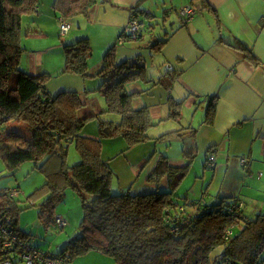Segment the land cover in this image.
Wrapping results in <instances>:
<instances>
[{
	"label": "trees",
	"instance_id": "obj_1",
	"mask_svg": "<svg viewBox=\"0 0 264 264\" xmlns=\"http://www.w3.org/2000/svg\"><path fill=\"white\" fill-rule=\"evenodd\" d=\"M94 2L54 0L53 5L58 15L66 18L77 13L87 15ZM37 3L0 0V157L10 169L25 160L40 161L36 166L47 177L41 187L48 195L39 205L38 218L46 226L54 223L53 207L63 195V186L71 185L81 196L83 214L78 233L67 239L57 253H45L63 258L66 263L97 250L110 255L114 264H264V212L247 216L239 197L220 194L209 201L186 197L183 204L174 201L175 189L192 163V152L185 154L188 159L182 166L159 155L147 179L158 184L166 176L165 188L111 190L113 170L100 155L102 140L120 136L130 146L149 137L152 121L148 109H133L131 99L136 93L125 88L126 83L141 77L144 64L139 57L117 63L115 43L107 48L97 72L101 78L97 89L105 102L102 113L117 118L98 116L97 136L84 135L82 128L89 117L77 116V109L84 104L79 93L62 90L51 94L46 89V72L30 74L19 67L25 50L20 43L22 15L34 12ZM134 15L143 22L136 36L125 34L122 27L117 40L138 39L145 20L154 17L149 10L131 8L129 18ZM166 39L154 38L150 46L158 49ZM227 43L242 50L245 57L255 59L251 49L238 39ZM63 51L62 72L86 75L91 54L89 39L81 37L65 43ZM216 101V94L208 98L203 122H212ZM180 110V102L169 103L171 118L178 119ZM12 120L14 127L5 130ZM20 121L28 129L25 134L17 125ZM174 133L167 131L158 138ZM69 142H74L80 155L72 165L66 164ZM214 147L209 152H214ZM18 211L17 201L0 190V215H9L13 229L30 242L29 232L18 225Z\"/></svg>",
	"mask_w": 264,
	"mask_h": 264
},
{
	"label": "crops",
	"instance_id": "obj_2",
	"mask_svg": "<svg viewBox=\"0 0 264 264\" xmlns=\"http://www.w3.org/2000/svg\"><path fill=\"white\" fill-rule=\"evenodd\" d=\"M53 2L54 0H38L34 12L22 15L21 24L25 36L36 37L40 47H34L36 44L28 43L21 35L20 41L24 42L22 46L25 50L19 67L30 74L46 72L49 75L46 89L51 94L62 90H76L84 102L77 109V116L96 119L98 126V118L106 114L102 113L105 102L102 97L87 93L95 87L92 83L97 82L96 79H89L101 68L106 47L118 44L115 48L117 63L139 57L144 64L141 77L126 83L125 88L128 92L136 93L131 99L133 109L147 107L152 121L148 131L150 128L158 130V133L154 129L148 133L149 137L145 141L128 146L153 145V148H137L142 153L138 162L145 159L140 166L154 154L155 139L162 133L173 130L174 134L161 139L180 138L181 149L175 157H171V153L160 154L166 155L171 164L182 166L187 162V152H192L195 156L200 151L201 163L206 168V153L210 147L215 146V163L211 169H223L225 175L213 196L220 194L239 197L235 184L225 179L227 173L234 178H242L257 158L264 157V0H95L87 15H72L77 27L85 23L86 26L88 23L94 25L103 20L118 31L112 41V37H103L104 51L101 60H93L92 54L89 55L86 75L62 72L64 51L60 56L58 53L56 59H51L50 56L45 58L52 49L61 46L62 50L65 43L81 37L89 39L86 34L77 35L78 30H72L69 21V35L65 33L58 44L57 37L60 35L56 32L58 27L55 17L60 12L54 8ZM186 5L194 9V14L184 20L178 11ZM160 7L162 12H159ZM131 8L153 13L152 20L155 23L161 21L163 26L167 25L164 34L155 35L153 30H149L138 39H129L132 42L117 40L119 32L128 21ZM157 37L167 39L160 48L155 49L150 46V41ZM233 39L248 46L255 59L245 57L242 50L227 43ZM214 94L217 95L214 116L212 122L206 123L203 120L208 98ZM172 101L181 103L178 119L169 116V103ZM182 106H186L188 110L194 107L186 124L173 126L168 130L162 129L161 125L165 121L173 119L179 122L183 115ZM86 125L83 126L82 133L96 137L97 129L89 131ZM242 156L246 158L243 164L240 162ZM158 157L141 182V187L121 190L142 192L156 186L167 187L166 176L158 184L147 179ZM105 159L110 162V158ZM129 186H133V181Z\"/></svg>",
	"mask_w": 264,
	"mask_h": 264
},
{
	"label": "rangeland",
	"instance_id": "obj_3",
	"mask_svg": "<svg viewBox=\"0 0 264 264\" xmlns=\"http://www.w3.org/2000/svg\"><path fill=\"white\" fill-rule=\"evenodd\" d=\"M99 0H97L98 2ZM156 9V7H155ZM159 12H162L160 7ZM44 19V18H42ZM67 21L71 22V29L78 30V34H86L89 37V42L91 45V54L92 59L97 61L102 57L104 48L102 45L103 37L110 39L112 41L116 38L117 29L114 26L105 24L102 20L101 23H94V25L89 24L86 26L82 24L80 27H77V22L73 20L72 15L66 17ZM97 19H99L97 17ZM101 20V19H100ZM145 20V26L142 28V34H145L149 30H153L155 35L164 34V31L167 29V25L163 26L161 21H153L152 19ZM89 22V21H88ZM150 23V24H147ZM151 25V26H149ZM58 27V25H57ZM70 29V30H71ZM56 32L60 36L57 37L58 44L60 39L66 33L69 35L68 30L65 33H60L59 28L56 29ZM22 39L28 41L30 44H36V48L40 47L37 44H40L36 37H30L29 35L25 36L24 31L22 30ZM75 35V34H73ZM71 37V35H70ZM21 39V38H20ZM54 39H56L54 37ZM127 42H132L131 40H126ZM24 45V42H21ZM113 43V42H112ZM111 44V43H110ZM118 45V44H117ZM116 45V46H117ZM61 48V46H60ZM52 49L46 55L45 58L51 57V59H56L60 54L63 53V49ZM108 46L106 47V49ZM116 48V47H115ZM64 55V53H63ZM97 80L96 83H92V86H95L91 91L87 93H93L98 97L103 96L100 94L97 89L100 84L101 78L97 73L90 76L89 80ZM99 79V82H98ZM194 108V107H193ZM192 108V109H193ZM192 109H186V106H182V113L179 122L173 119L165 121L162 123L161 128L168 130L174 127L183 126L188 121V118L193 113ZM115 117L117 115L106 113L103 117ZM16 123L12 120L5 126V130H10L14 127ZM86 127H89V131H94L97 129V120L88 119ZM17 125L20 128V132L25 134V130H28L22 121L17 122ZM154 128H150L148 133H151ZM161 131V130H160ZM154 132L158 133V130L154 129ZM177 137H169V139H155V152L153 155H150V159L145 161V164L140 166L141 163L138 160L141 157V154L138 147H146L153 145L143 144L138 145L137 147H128L123 137L116 136L112 138H105L101 142L100 155L102 158H110L109 164L113 170L111 178V190L114 189H128L133 190L134 188L141 187V182L144 181L145 176L151 168V165L158 157L160 152L162 153H171V157H175L181 149V139ZM124 150V148H127ZM147 153V152H146ZM145 153V154H146ZM198 153L193 157L192 165L188 168L183 179L175 189V195L173 199L175 202L183 204L185 201L184 198L188 199H205L209 201L213 198L219 182L221 179H224L223 169L212 170L211 167L203 168L201 159ZM80 160V155L75 147L74 142H69L67 145V155H66V164L72 165ZM40 161L35 162L33 160H25L18 164L15 168L10 169L7 167L4 160L0 157V188H17L19 194L15 196L17 205L19 208L18 211V225L19 227L29 232L30 238L29 243L42 250L43 252L56 253V251L61 247V245L70 237L76 235L79 231V222L81 220L83 210L81 206V196L79 193L71 186H63V195L57 200L53 207V216L61 215L65 218L66 224L59 228L53 222H50L49 225H44L39 221L38 218V208L40 203H42L48 193L45 188L41 186L46 180V175L43 170L39 169L36 164ZM135 170V171H134ZM264 157L257 158L254 165L250 168L249 171L245 172L242 178H234L229 173H227L225 179H229L235 185L237 195L243 202V211L247 216L253 215L256 211L264 212ZM133 181V186H129L130 182ZM129 183V184H127ZM121 186V187H120ZM124 187V188H122ZM71 264H114V259L106 254L97 250H89L86 253L80 254L71 260Z\"/></svg>",
	"mask_w": 264,
	"mask_h": 264
},
{
	"label": "built area",
	"instance_id": "obj_4",
	"mask_svg": "<svg viewBox=\"0 0 264 264\" xmlns=\"http://www.w3.org/2000/svg\"><path fill=\"white\" fill-rule=\"evenodd\" d=\"M179 14L185 18H191L194 14V9L189 5L179 9ZM56 23L60 33H65L70 28V23L62 15L56 16ZM142 20L139 16H131L128 18L124 26V33L132 37L136 36L138 29L142 25ZM208 165L213 166L215 163V154L213 151L208 153ZM240 162H246L244 156L240 157ZM7 192L13 199L19 194L17 188H0ZM54 224L62 228L65 224V218L61 215L53 216ZM11 218L9 215H0V264H66V261L60 257H52L42 250L32 246L24 237L19 235L12 227Z\"/></svg>",
	"mask_w": 264,
	"mask_h": 264
}]
</instances>
